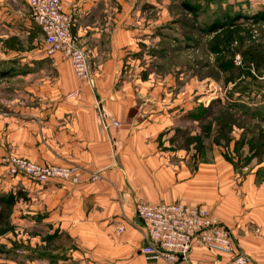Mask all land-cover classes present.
I'll list each match as a JSON object with an SVG mask.
<instances>
[{
	"label": "crops",
	"instance_id": "1",
	"mask_svg": "<svg viewBox=\"0 0 264 264\" xmlns=\"http://www.w3.org/2000/svg\"><path fill=\"white\" fill-rule=\"evenodd\" d=\"M63 2L88 50L92 83L60 54L11 45L25 42L38 26L28 0H0V194L21 190L26 198L16 203L18 220L31 223L34 213L35 227L70 237L49 258L27 262L168 264L140 251L146 238L136 205L147 200L205 204L231 229L233 255L198 246L190 264H229L240 254L264 264V180L256 181L264 164H248L250 170L239 172L214 140L200 148L177 144L172 126L196 109L197 98L172 96L176 79L149 67L153 60L139 42L152 35L150 20L137 15L153 2ZM12 153L74 164L80 181L38 183L9 174L3 157Z\"/></svg>",
	"mask_w": 264,
	"mask_h": 264
},
{
	"label": "rangeland",
	"instance_id": "2",
	"mask_svg": "<svg viewBox=\"0 0 264 264\" xmlns=\"http://www.w3.org/2000/svg\"><path fill=\"white\" fill-rule=\"evenodd\" d=\"M151 1L153 4L143 5L137 15L150 20L148 27L152 35L146 42H139L141 49H146L151 55L150 69H155L161 76L175 78L172 96L186 93V96L197 98L196 108L200 113L202 107H208L217 98L232 106L230 111L213 105L202 121H194L188 111L178 118L176 126H172L177 130V144L188 146L194 143L197 148L203 145V141L212 144L220 122L225 132L231 126L232 147L226 146L225 139L220 145L235 160L237 171L250 170L246 167L248 164H264V18L261 15L264 0ZM184 2L191 3L195 12L187 10ZM42 37V32L36 27L25 42L14 41L11 45L19 43V47L43 49ZM79 43L85 48L80 38ZM243 111L247 114L242 115ZM254 115L261 118L251 117ZM99 123L101 126L105 124L100 115ZM206 134L211 135L206 137ZM219 135L222 136L223 132ZM200 137L203 138L202 143H198ZM256 137L260 138L259 141L253 142ZM10 156H20L43 167L73 166L76 167V174L79 171L74 164L41 162L19 153L3 157L6 167ZM256 172V181L260 183L264 180V167L257 168ZM10 192L0 196L7 198ZM21 197L26 198L23 194ZM16 203L0 206V212L5 215L0 220V264H33L27 261L35 257L49 258L60 242H70L69 235L35 227L37 219L32 217L37 216L34 213L31 214V223L18 220Z\"/></svg>",
	"mask_w": 264,
	"mask_h": 264
},
{
	"label": "built area",
	"instance_id": "3",
	"mask_svg": "<svg viewBox=\"0 0 264 264\" xmlns=\"http://www.w3.org/2000/svg\"><path fill=\"white\" fill-rule=\"evenodd\" d=\"M28 4L31 18L43 34L44 50L49 55L60 54L62 58L70 60L76 74L83 81L92 83L88 53L73 31L74 13L65 10L63 0H28ZM114 124L119 125V122L114 121ZM7 161L10 174H25L36 182H44L51 177L80 181L73 166L43 167L20 156H10ZM136 212L145 228L146 244L140 251L148 260L190 264L191 255L198 246L218 254L233 255L235 252L231 229L211 214L205 204H155L140 200ZM230 262L255 264L244 254L236 255Z\"/></svg>",
	"mask_w": 264,
	"mask_h": 264
},
{
	"label": "trees",
	"instance_id": "4",
	"mask_svg": "<svg viewBox=\"0 0 264 264\" xmlns=\"http://www.w3.org/2000/svg\"><path fill=\"white\" fill-rule=\"evenodd\" d=\"M183 5H184V7L187 9V10H189V11H191V12H195V9H194V7H193V5L191 4V3H188V2H184L183 3ZM263 17L262 18H264V11L262 12V14H261ZM219 105V106H221V107H223L224 109H226V110H232V106H229V105H225V103L222 101V99L221 98H217V99H215V100H212L211 101V103L209 104V106L208 107H202V111H201V113L200 112H198V109L196 108L194 111H192L190 114L192 115V116H195L198 120H200V121H202L203 119H205L206 118V116H208L209 115V113H210V109H211V107L213 106V105ZM236 106H238V104H235ZM234 105V106H235ZM236 106H235V108H236ZM259 108V107H258ZM260 109V108H259ZM259 109H257V111H259ZM248 110V109H247ZM242 115H245V114H247V111H243L242 113H241ZM260 116L261 117H263V114H260ZM251 117H254V118H261V117H257V116H251ZM225 127H228V126H225ZM233 127V126H232ZM224 126H223V124L222 123H220L219 122V126H218V129H217V134H216V139H214V141L216 142V143H218V144H222V142H223V139H225L226 140V146L229 148V146H230V142H231V139H232V135H231V132H232V130H231V126H229V128H228V132L226 131H224ZM221 132H223V135L221 136V135H219ZM225 133V134H224ZM206 135H211V134H206ZM230 135V136H229ZM259 137L257 138H255L254 140H253V142H256V141H259ZM198 140V143H202V140H203V138H198L197 139ZM262 145L264 146V142H262ZM253 148H255L254 146H253ZM225 155V157L229 160V161H231L235 166H236V162H235V160L233 159V158H231L227 153H225L224 154ZM22 196V192H21V190H17V192H10L9 194H8V196H7V198H4V195H1L0 196V206H2V204L4 205V206H6V205H8V206H13L15 203H16V201L20 198ZM5 217V215H4V212H0V220H2L3 218Z\"/></svg>",
	"mask_w": 264,
	"mask_h": 264
}]
</instances>
